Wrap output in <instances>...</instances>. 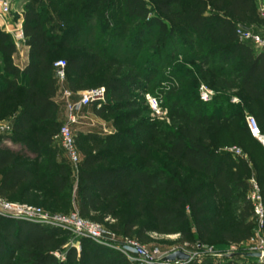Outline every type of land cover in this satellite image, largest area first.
Returning <instances> with one entry per match:
<instances>
[{"label": "trees", "instance_id": "1", "mask_svg": "<svg viewBox=\"0 0 264 264\" xmlns=\"http://www.w3.org/2000/svg\"><path fill=\"white\" fill-rule=\"evenodd\" d=\"M56 1L60 3L47 6L41 3L43 5L40 7L35 6L25 10L23 29L29 47V62L24 68L14 63L16 44L11 34L0 27V56L5 59L4 76L0 80V119L13 116L11 132L0 135V139L9 137L26 150L22 153L6 147L0 148L1 197L17 196L19 188L27 185L23 198L30 200L39 198L38 195L31 193V190L36 192L41 190L35 186L40 182L36 172L28 167L27 161H40L51 156V146L63 124L59 118L60 106L55 100L58 86L54 63L58 60H53V56L61 50H73V53L63 59L67 63L66 76L68 75L69 78H80L96 73L104 63L101 50L97 51L91 45L79 44L72 39V33L87 31L92 18H96V28L113 25L114 14L111 8L118 2L122 4L127 20H140L143 23L136 30L133 41L141 48L146 45V41L141 42V36L147 32L146 28L154 24L159 28L160 33L164 34V39L159 44H153L151 50L160 51L167 47L171 37H177L185 39L190 43V48L202 56L209 50L213 54H219L226 63L235 60L232 71L221 73L223 78L229 76V79L220 80L219 87L236 91L235 96L240 98L242 106L255 113L254 116L264 134V49L257 50L249 42L246 44L239 42L236 33L238 25H245L249 14L255 15L257 8L254 0L226 2L218 0L214 4L224 14L217 13L211 17L204 14L210 0H199V4L203 5H200L201 7L186 4L183 0H156V12L164 18L160 16L151 18V11L143 0ZM44 6L53 8L57 16L64 20V29L61 33L56 32V29H47L49 18L46 17ZM104 69V78L98 87L106 88V98L118 103L123 100L131 101L133 98L131 88L141 85L140 75L133 71H124L121 61L117 58L107 60ZM22 79L25 82L22 83ZM80 82L70 79L71 91L77 92L92 86ZM177 92L178 88L171 87L169 94H177ZM93 103L99 104V102ZM103 103H100V108H96L97 114L105 110ZM169 103L174 129H164L154 134V137H160L156 143L157 148L183 167L203 173L221 198H232L234 187H248V182L240 179L238 170L230 177L226 166L216 163V155L211 147V118L204 112L188 113L179 106L178 101L169 100ZM215 121L219 123L220 119ZM243 122L252 138L258 141L251 134L245 116ZM91 138L96 137L91 136ZM146 140L150 145L151 137H146ZM75 143L80 153L76 136ZM262 147L264 149L263 145ZM129 152L135 151L131 148ZM141 155L146 157L148 151L143 149ZM95 159L93 156H87L84 160L81 157L79 163L82 166L79 189L82 215L86 216L89 211H98L107 202L114 210L135 197H141L149 202L148 211L157 226V232L188 237V232L184 229L188 217L182 212L183 206L190 204L194 206V210L203 204L197 201L195 195L187 197L176 179L162 171L152 172L148 168L129 172L120 168L94 169ZM71 166L69 159L59 164L52 162L48 165L47 169L55 173L44 177L45 181L51 180L50 184H46V188L53 185L57 189L51 187L52 192H62L70 184ZM163 194L164 197L161 199ZM172 194H177L178 197L173 198ZM204 212L202 209L196 213L197 224ZM254 213L253 201L245 198L241 219L245 220ZM0 222V264H13L10 256H6L9 244L14 249L21 250L22 256L29 264H133L135 262L122 251L87 238L81 239L80 252L75 247L64 252L63 247L68 242L71 232L60 228L8 217H0ZM130 230L127 228L126 233L133 234ZM141 234L138 235L139 240H144ZM56 251L65 255L64 261L57 258L54 254ZM242 259L256 260L255 257ZM189 263L242 264L233 259L227 262L206 260L202 263L195 261ZM159 264L167 263L163 261ZM252 264H264V262L254 261Z\"/></svg>", "mask_w": 264, "mask_h": 264}, {"label": "rangeland", "instance_id": "2", "mask_svg": "<svg viewBox=\"0 0 264 264\" xmlns=\"http://www.w3.org/2000/svg\"><path fill=\"white\" fill-rule=\"evenodd\" d=\"M143 1L147 3L151 11V18L157 16L164 18L156 12V0ZM183 1L197 7L203 6L199 4V0ZM216 1L218 2V0H210L207 3L204 12L207 17L217 13L224 14L214 4ZM41 3L47 6L60 2L56 0H16L14 10L8 16V20L13 23L22 21L24 24L25 10L35 6L40 7L43 5ZM254 3L257 8L256 13L248 15L245 26L264 36V0H254ZM46 6H44L46 17L49 18L47 29H56V32L61 33L64 29V20L57 16L53 8ZM111 11L114 18L113 25L110 27L104 25L96 28V18H92L87 31L72 33V39L78 41L79 44L91 45L97 51L101 50L104 63L96 73L80 78H69L67 75L64 79H59L55 72L58 86L55 100L60 106V121L64 124L68 120L67 103L74 105L78 119L74 134L81 153L80 157L83 160L87 156L95 157L94 169L120 168L129 172L148 168L152 172L162 171L181 184L187 197L195 195L197 201H201L203 205L193 210L194 206L186 204L182 209L188 217L184 224L188 237L181 234L157 232V226L148 211L149 202L141 197H135L114 210L107 202L98 211H89L86 216L82 215L79 194L81 164H71L70 184L62 192H52L51 190L57 189L53 185L46 188V184H50L51 180L46 179L45 181L44 177L55 173L47 169L48 165L52 162L59 164L68 159L57 137L51 146L52 154L49 158L27 161L28 167L36 172V177L40 182L35 186L42 191L31 190V193L38 195L39 198L36 200L23 198L27 185L19 188L17 196L0 197L11 202L40 207L52 215L78 214L83 220L99 224L103 237L113 240L121 248V250L113 248L114 250L122 251L124 254L126 252L136 258L133 264H159L166 256L179 250L190 254L191 258L186 261L166 262L167 264H190L191 261L202 263L206 260L227 262L230 259L242 264H252L254 261L263 263L264 257L261 258V256L256 260L242 259L249 257L244 253L264 251V221H261L255 213L245 220L241 219L245 198L252 200L255 194H260L264 203V149L258 141L252 138L243 122L245 112L251 115L255 113L244 108L241 100L239 104L232 102L234 97H238L235 96V90L219 87L220 80L229 79V76L223 78L221 73L232 71L235 60L226 63L219 54H213L209 50L202 56L194 49L192 50L190 43L185 39L177 37H171L167 42V47L160 51L151 50L150 47L153 44H159L164 39V34L160 33L159 28L154 24L146 28L147 32L141 36V42L146 41L145 47L141 48L133 41L136 30L143 23L140 20H127L120 2L114 4ZM0 27L4 29L1 25ZM239 42L246 44L240 39ZM16 47L17 51L13 61L22 66V59L26 58L27 48L29 49L26 39H22L20 45ZM72 51H58L54 54L53 60H63L73 53ZM110 58L120 60L124 71L139 74L141 85L131 88L133 96L131 101L123 100L118 103L106 98L103 103L105 110L97 114L96 108H100L101 104L82 105L80 99L86 90L98 87V84L103 81L104 66ZM4 64L5 59L0 56V80L4 76ZM70 79L92 86L74 92L69 88ZM21 82L25 81L22 79ZM202 85H207L216 93L209 102H201L198 98ZM171 87L178 88L177 94H169ZM66 91H70L71 95L67 96ZM148 93L158 98L160 113L154 111L148 104L145 98ZM169 100L178 101L179 106L188 113L204 112L211 118V147L216 155V163L225 165L230 177L238 170L240 179L247 181L248 187H234L232 198H221L203 173L183 167L178 161L157 148L156 143L160 137H154V134L164 129H174V122L170 118ZM216 119H220V122L216 123ZM12 120L13 116L6 119L1 118L0 126L10 124ZM91 136L96 138L92 139ZM146 137H151L150 145L147 144ZM5 147L22 153L26 152L21 145L14 143L9 137L0 139V148ZM131 148L135 152H129ZM143 149L148 151L146 157L141 155ZM163 197L164 194L161 199ZM172 197L176 198L178 195L172 194ZM202 209L205 212L197 224L196 213ZM127 228H130L133 234H127ZM140 233L144 240H139ZM8 246L6 256H10L13 264H29L22 256L21 250L14 249L11 244ZM71 247H75L78 252L82 249L81 239L73 233L68 237L63 251Z\"/></svg>", "mask_w": 264, "mask_h": 264}, {"label": "built area", "instance_id": "3", "mask_svg": "<svg viewBox=\"0 0 264 264\" xmlns=\"http://www.w3.org/2000/svg\"><path fill=\"white\" fill-rule=\"evenodd\" d=\"M14 1L15 0H0V25L4 28V30H6V32L11 34L15 41V44L19 46L22 42V39H25L23 22L20 21L17 23H13L8 20V16L13 10ZM236 33L241 41L249 42L259 50L264 49V36L254 29L249 28L245 25H238ZM54 68L56 76L59 79H64L66 77L67 63L65 60L56 61L54 63ZM66 95L70 96L71 92L66 91ZM215 95V91L207 85H202L199 89V98L203 102L211 101L215 97ZM145 98L150 107L154 111H157V113H160L158 98L149 93L145 95ZM105 101V87L86 90L82 94V97L80 99V103L82 105H90L93 102H99L100 104ZM232 102L235 104H239L240 99L238 97H234L232 99ZM67 104L69 108L68 120L61 126L60 131L56 137L60 141L62 147L65 149L70 163L73 165H78L81 161V157L75 143L74 134V127L78 123V119L75 113V106L69 102ZM245 120L253 137H255L264 146V134L261 131L257 118L254 115L245 112ZM2 126H0V135L11 132V123ZM237 153L240 152L237 151ZM252 201L255 214L258 215L259 218H261V221H264L263 197L260 194H255L252 198ZM0 217H8L16 220L34 222L43 226L60 228L73 233L74 236H77L80 239H91L98 244L121 250L118 244H116L113 240H109L103 237L101 226L99 224L83 220L78 214L72 216L52 215L47 213L40 207H36L30 204L15 203L0 197ZM54 254L62 261L65 260V255L62 252L56 251ZM125 254L129 259L136 260V258L128 255V253L125 252ZM260 254L261 258H263L264 251H262Z\"/></svg>", "mask_w": 264, "mask_h": 264}, {"label": "water", "instance_id": "4", "mask_svg": "<svg viewBox=\"0 0 264 264\" xmlns=\"http://www.w3.org/2000/svg\"><path fill=\"white\" fill-rule=\"evenodd\" d=\"M245 256H249V257H255V258H259L261 256L260 253H257V252H248V253H244ZM191 258V255L184 252V251H177V252H174L168 256H166L164 258V261L165 262H174V261H186V260H189Z\"/></svg>", "mask_w": 264, "mask_h": 264}, {"label": "crops", "instance_id": "5", "mask_svg": "<svg viewBox=\"0 0 264 264\" xmlns=\"http://www.w3.org/2000/svg\"><path fill=\"white\" fill-rule=\"evenodd\" d=\"M15 3H16V0L14 1V4H13V10H14V6H15ZM6 31V30H5ZM25 59V60H24ZM29 62V49L27 48V51H26V58L24 57L22 59V66L18 65L19 67L21 68H24Z\"/></svg>", "mask_w": 264, "mask_h": 264}]
</instances>
